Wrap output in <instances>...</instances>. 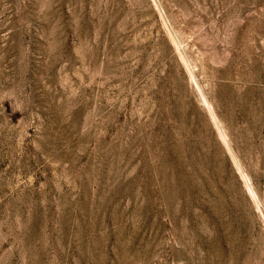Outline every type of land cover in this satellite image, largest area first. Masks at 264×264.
<instances>
[{"label": "rangeland", "instance_id": "obj_1", "mask_svg": "<svg viewBox=\"0 0 264 264\" xmlns=\"http://www.w3.org/2000/svg\"><path fill=\"white\" fill-rule=\"evenodd\" d=\"M0 264H264V0H0Z\"/></svg>", "mask_w": 264, "mask_h": 264}]
</instances>
